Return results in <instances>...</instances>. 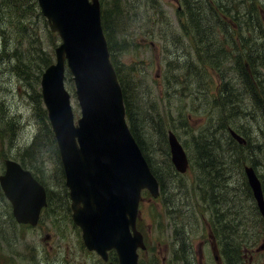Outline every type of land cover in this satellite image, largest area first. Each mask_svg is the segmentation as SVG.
I'll return each mask as SVG.
<instances>
[{"label": "rangeland", "instance_id": "rangeland-1", "mask_svg": "<svg viewBox=\"0 0 264 264\" xmlns=\"http://www.w3.org/2000/svg\"><path fill=\"white\" fill-rule=\"evenodd\" d=\"M99 3L101 9L106 11L103 23L111 35L118 69L127 88L134 127L153 169L162 176V193L160 189L158 195L153 197L148 192H142L137 229L145 237V247L141 249L138 264H189L190 260L193 264H215L210 243L218 248L221 264H226L228 258L237 254L236 244L241 241L249 252L241 257V262L245 259L244 264H264V247L257 250L264 245V221L260 219L243 169L244 165L254 168L264 194V110L251 95L245 94L240 105L227 108L237 113L234 117L225 119L222 115L218 117L216 112L208 115L205 113L207 109L191 112L192 106L208 100V97L203 95L191 102L186 95L177 91L182 84L171 77L172 84L167 86L165 76L170 74L167 72L169 67L172 68L184 57L196 60L192 44L197 38L188 36L179 25L174 0H99ZM0 16V108H3L0 128L6 126L7 130V122L11 121L12 124L11 130L6 133L7 155L1 158V164L4 158H11L9 155L16 156L18 149L23 158H29L30 144L33 143L38 148L37 164L60 165L57 157H51L48 153L53 149V144L50 143V136L46 137L42 131L40 117L35 113V103L30 96L36 91L37 94L40 92V76L47 63L55 61L54 49L61 39L49 29L38 3L36 7L21 3L17 8L0 0ZM248 25L243 29L251 30ZM218 34L226 35L225 32ZM252 35L261 40L260 33L255 31ZM230 46L234 51L233 45ZM172 54L183 57L175 60ZM23 62L28 64V77L14 69L22 66ZM184 68L173 69L172 72L182 73ZM227 74L230 85L239 90L240 84L232 79L237 77L236 74L230 70ZM213 77L216 84L217 78L215 75ZM64 86L70 94L76 120L80 116V108L68 70ZM212 92L213 89L210 95ZM183 108H187L188 127H184L176 118L177 111ZM215 119L224 124V128L216 129L221 145L207 152L206 156L204 152L198 156L195 139L203 134L200 130L214 129L218 123L211 120ZM46 121L48 123L47 118ZM46 128L48 130V126ZM228 128L246 140L244 147L229 134ZM168 130L175 133L187 153L189 166L185 173L180 174L173 167L177 174L169 175L172 171L166 166L164 155L167 150L169 152ZM11 131H14L13 137L9 136ZM37 138L41 140V147ZM231 138L239 144L237 153L230 149ZM206 161L211 167L199 165ZM215 164L218 166L212 167ZM213 169L218 173L216 178ZM58 172L56 176H60ZM52 190L54 197L66 196L57 188ZM171 202L174 203L173 212H169ZM207 203H212L211 207L226 204V209L230 210L228 227L210 226L206 220L210 211L208 213L201 209ZM63 205L59 210L54 206L49 208L54 232L50 242H47L42 236L45 228L13 226L0 202V264H47L48 245L54 248L67 246L68 254L74 252L82 262L91 264L90 255L81 249V235L75 231L69 216L62 211ZM45 221L43 218L41 223ZM180 224L184 225V233L186 230L188 236L194 237L191 251L180 241ZM171 230L176 235L174 240L169 237ZM225 244H228V249V246L224 247ZM178 246L188 252L184 258L175 260V254L171 252ZM229 249L232 250L231 255ZM251 253L253 258L249 262Z\"/></svg>", "mask_w": 264, "mask_h": 264}, {"label": "water", "instance_id": "water-1", "mask_svg": "<svg viewBox=\"0 0 264 264\" xmlns=\"http://www.w3.org/2000/svg\"><path fill=\"white\" fill-rule=\"evenodd\" d=\"M37 2L49 29L61 39L54 49L55 61L41 74L40 87L72 200L73 221L87 248L104 259L107 250L114 249L118 264H137V249L145 247L136 229L140 193L146 189L157 196L159 183L125 122L123 94L109 59L99 0ZM66 70L80 106L76 123L64 86ZM229 132L246 143L232 128ZM167 141L172 165L184 173L189 164L184 147L172 130L167 131ZM5 165L6 175L26 172L11 159ZM243 169L264 220L261 181L251 165ZM0 183L4 184L2 177ZM13 206L18 222L36 223L38 210L28 220L17 203Z\"/></svg>", "mask_w": 264, "mask_h": 264}, {"label": "trees", "instance_id": "trees-1", "mask_svg": "<svg viewBox=\"0 0 264 264\" xmlns=\"http://www.w3.org/2000/svg\"><path fill=\"white\" fill-rule=\"evenodd\" d=\"M228 1L237 4L238 10L235 12H233L232 10H225L227 0H182V6L180 8H176L177 21L188 36L197 38V41L192 44V46L195 47L194 55L196 56V60H193L190 57H184L182 60L176 62L175 66H172V68L169 67L167 72H170V74H168V76L166 74L165 76L167 86L172 84L169 77H171L173 81L181 83L182 86L177 89V91L186 95L191 100V102H194L196 99H199L203 95H206L208 97V100H205L204 102L200 101L196 106H192L190 110L191 112L198 111L199 109H207V111L205 112L206 114L211 115L216 112L218 114V117L222 115L225 119L228 117H234L235 114L237 115V113L232 111V109L227 108H232L234 107L233 105H240L244 100L243 98L245 97V94L251 95L256 104L264 110V73L259 71V66L263 65L264 63V36L262 37V41L258 42L257 44L243 45L251 51H248L247 48L239 51L241 45L237 44L236 42L232 43L234 51H229L230 44L226 41V35L220 36L218 34V32H227V29L230 26L226 21V16L234 15L240 23L243 20L246 25H248L250 18L254 21L257 15L254 16L247 11H242L241 0ZM2 2H5L6 4L10 3V5H15L17 8L21 3H24V5L35 7L37 5L35 0H2ZM101 17L104 34L106 36L108 49L110 51V59L113 66L115 65L114 68L123 91L125 112L130 131L132 132L142 152L144 153V156L146 157V160L151 167L153 174L158 179L162 193V176L153 169L152 162L149 156L145 154L143 143L140 140L134 127L132 111L130 110L128 103L127 88L118 69L117 60L114 55V47L112 46V43L110 41L111 35L108 32V27L103 23V19H106L105 10H102ZM1 21L2 16H0V23ZM247 27H249V25ZM262 33L264 35V29L262 30ZM247 37L248 35L246 36V38ZM247 41L249 40L247 39ZM171 56L172 59L175 60H179L183 57L181 55L173 54ZM49 64L50 62L47 63V66ZM181 67H185L184 72H172L173 69H181ZM27 68L29 67L25 62H23L22 66L14 67L17 73L25 74L28 77L29 71H27ZM247 68L256 72L255 82L252 81L249 77ZM228 70L236 74L237 77L234 76L232 79L235 83L237 81L239 82H237V84H240L239 90L230 85L231 83L229 82L230 80H228L227 74ZM213 75H215L217 78L216 84H214L213 82ZM38 78L39 75L37 76V79ZM211 89H213V92L210 95ZM30 97L35 103V113L38 117H40L39 119L42 124V131L46 137L48 135L50 136V143L53 144V149L48 153L51 157H57V161H60L55 138L53 136L49 123H47L46 121L47 115L46 110L42 106L41 94L40 92L37 94L36 91ZM2 110L3 108H0V112H2ZM186 110L187 108L179 109L176 114L177 120L181 121L184 127L189 126L187 123L189 116L187 115ZM247 114H249V112H247ZM211 121H216L218 123L217 126L211 131L200 130V132H203V134L195 139V151L198 152V156L203 154H201V152H204L206 156L207 152H211L212 149L218 148L221 145L220 138L216 136V129L224 128L223 121L218 119ZM47 126L48 130L46 128ZM11 128L12 124L11 121H9L7 122L6 133L8 132V130H11ZM13 132L14 131L10 132V137L14 136ZM37 141L38 146L41 147V140L37 138ZM238 146L239 144L231 138L230 149L233 153L238 152ZM244 146L245 145H243V147ZM164 155L166 166L172 171L169 175H176L177 172H175L173 165L170 162L168 150L167 153H164ZM195 164L198 165L199 163L196 162ZM199 165H208L211 167L208 161H206L205 164ZM214 166L218 165H212V167ZM215 170L216 169H213L212 172L215 173L216 178L218 177V173H216ZM173 205L174 203L171 202V209L169 210V212H173ZM176 207L174 208L176 209ZM176 256V258H180L178 252H176ZM235 256H231L230 264H234L233 260H235Z\"/></svg>", "mask_w": 264, "mask_h": 264}, {"label": "flooded vegetation", "instance_id": "flooded-vegetation-1", "mask_svg": "<svg viewBox=\"0 0 264 264\" xmlns=\"http://www.w3.org/2000/svg\"><path fill=\"white\" fill-rule=\"evenodd\" d=\"M176 4V8H180L182 6V0H174ZM241 8L242 11H247L250 14H253L256 16V19L254 21L252 19L249 20V29H243V26H246V23L242 20L241 23L239 20L236 19L234 15H227L226 21L228 25H230L227 29L226 33V41L229 44H232L236 42L237 44L241 45L239 51H242L243 49H246L247 47H244V44H257L258 42L262 41V37L264 36L262 33V30L264 28V0H241ZM225 10L229 11L232 10L233 12L238 10V5L235 3H231L227 0V4L225 6ZM242 24V25H241ZM257 32L261 34V40L254 38L252 35V32ZM248 37L246 38V36ZM247 39L249 41H247ZM231 46H229V51L231 50ZM248 49V48H247ZM248 51H251L248 49ZM262 66H259V71L264 73L262 70ZM247 72L249 77L252 81L255 82V71L249 70L247 68ZM237 83V82H236ZM264 104V102H263ZM5 140H6V126L0 128V177H2V182L4 184H0V202L4 206L6 217L12 221L13 226L19 225L21 227H28L32 228L34 226H39L38 228H45L46 230L42 232V236L44 240H48L47 242H50L51 235H53L54 232V223L51 218H49L50 210L49 208H54L56 210L60 209V206L63 205V212L69 216L70 221L73 224V227L76 228L75 231L78 232V234L81 235V241H82V250L88 253L91 258V264H118V257L116 252L113 249H109L106 252V258L102 256V254L98 253L97 251L93 249H89L86 247V245L83 243L81 229L74 223L72 218V207H71V198L69 189L66 186L65 183V175L63 172V168L61 165H51L48 164L46 166L39 165L36 163V158L38 155V148H35L34 144L31 143V152L29 158L25 157L23 158L20 154V149H18V154L16 156L9 155L12 160L17 161L20 164V167L25 170L26 172H21L18 174H12V175H6V171L8 167L5 165L4 161L7 158H4L2 160L1 164V158L3 156H6V146H5ZM33 141V140H32ZM2 151V152H1ZM39 156V155H38ZM14 168V167H12ZM57 168L59 172L57 171ZM56 172L59 173L60 176H56ZM57 178V181L55 179ZM36 188V189H35ZM53 188H57L59 192L62 191L65 193V197L61 196H55ZM18 204V210L20 214H24V217L29 219H32L34 217L33 212L38 210V215L36 219V223H31L29 221L26 222H18L16 220V216L14 215V209L15 206H13V202ZM216 202H214L215 205ZM212 206V203L204 204L201 208L204 209L209 213V218L207 219L209 221L210 226L213 227H228L229 226V219H230V210L226 209L225 205L223 206ZM221 208V209H220ZM47 210V211H46ZM43 218L46 219L45 222L41 223ZM139 220V214L137 215L136 220V228L137 223ZM216 221L219 223L217 224ZM183 224H180L181 228V234H180V241L186 246L188 250L193 249V242L194 237L188 236L186 233L188 231H183ZM33 229V228H32ZM138 230V229H137ZM139 231V230H138ZM140 232V231H139ZM141 233V232H140ZM142 235L143 243L145 241V237ZM170 238L173 240L175 239L176 235L174 234L173 230L170 231ZM168 240V239H167ZM211 248L213 249V259L215 264H221V258L218 253V248L213 244L210 243ZM228 246V244H225L224 247ZM264 245L262 244L260 248H263ZM229 246L227 247V249ZM235 252L237 253L235 256V260H233L234 264H244L245 259L242 260L244 262H241V257L245 256V254H249L248 249L243 241H241L238 245H236ZM257 250H260L257 248ZM229 253H231V249L228 250ZM141 249H138V255H140ZM176 252H178V255L180 258H184L186 254V250L180 246L177 247V249H173L172 254H175V260L176 258ZM47 258L48 262L47 264H88L87 261L82 262L80 260V257H78L74 252L72 254H68L67 246L59 245L55 248L53 246L48 245V252H47ZM249 262L252 261V253L248 256ZM163 261L166 263L165 258H163ZM139 262V258H138ZM226 264H230L231 260H226ZM237 262V263H236ZM189 264H193V261L190 260Z\"/></svg>", "mask_w": 264, "mask_h": 264}, {"label": "bare ground", "instance_id": "bare-ground-1", "mask_svg": "<svg viewBox=\"0 0 264 264\" xmlns=\"http://www.w3.org/2000/svg\"><path fill=\"white\" fill-rule=\"evenodd\" d=\"M103 8V7H102ZM207 17V16H206ZM199 47V46H198ZM200 53V52H199ZM185 149V148H184ZM261 153V152H260ZM36 189V188H35ZM225 192V191H224ZM221 205V204H220ZM226 205V204H225ZM221 209V208H220ZM248 210V209H247ZM47 211V210H46ZM197 216V215H196ZM205 216V215H204ZM205 219V218H204ZM207 220V219H206ZM250 220V219H249ZM200 222V221H199ZM194 225V224H193ZM206 227V226H205ZM186 231V230H185ZM191 233V232H190ZM1 235V234H0ZM51 239V238H50ZM54 240V239H53ZM1 247V246H0ZM188 252V251H187ZM180 263V262H179ZM183 263V262H182Z\"/></svg>", "mask_w": 264, "mask_h": 264}]
</instances>
